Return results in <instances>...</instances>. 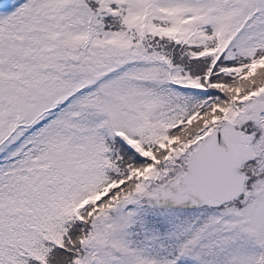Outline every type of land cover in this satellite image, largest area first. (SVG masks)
<instances>
[{"label":"snow or ice","instance_id":"snow-or-ice-1","mask_svg":"<svg viewBox=\"0 0 264 264\" xmlns=\"http://www.w3.org/2000/svg\"><path fill=\"white\" fill-rule=\"evenodd\" d=\"M0 264H264V0H0Z\"/></svg>","mask_w":264,"mask_h":264}]
</instances>
